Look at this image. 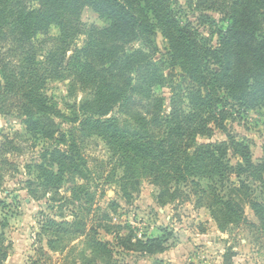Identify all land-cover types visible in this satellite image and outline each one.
Masks as SVG:
<instances>
[{"label": "trees", "instance_id": "1", "mask_svg": "<svg viewBox=\"0 0 264 264\" xmlns=\"http://www.w3.org/2000/svg\"><path fill=\"white\" fill-rule=\"evenodd\" d=\"M90 1L101 17L105 16L99 6L111 9L107 18L114 20L109 28L83 27L78 18L82 9L78 0H0V115L24 118L26 128L49 143L42 158L53 169L40 170L42 178L47 179L41 185L45 191L39 195L30 182L28 195L40 200L44 194L53 192L54 200L58 198L66 203L78 192L92 200L87 188L89 162L80 154L79 145L97 137L111 155L104 161L101 184H123L127 199L139 190L142 179L147 178L151 185L165 191L160 194L162 206L169 203L162 200L166 194L170 201L177 194L183 195L181 184L199 189L196 193L201 198L195 206L208 208L222 232L226 225L247 220L246 203L259 216L257 208L261 205L249 199V186L241 179L249 170H257L249 159V149L227 133L214 115L223 101L219 90L252 109L264 107V80L259 79L264 73L261 71L264 42L256 38L253 2L233 3V24L222 39V48L209 47L205 51L214 56L212 60L200 56L201 45L191 34V46L176 45V49L172 46L178 55L188 58L178 82L185 86L191 105H180V95L173 90L170 111L164 114V107L160 106L162 99L150 90L161 84L160 69L151 66L156 47L138 31L136 25L141 20L123 5L129 0H123V4L121 0ZM207 1L215 6L222 0ZM224 1L218 10L228 12L225 6L229 0ZM33 3L37 4L36 8L32 7ZM52 27L58 28V36L52 35ZM180 32L185 33L186 29ZM82 35L85 41L79 47L76 43ZM136 41H141L150 54L135 49L132 43ZM149 79L153 81L144 88ZM63 81L70 83V98L77 92L83 93L80 103H69L72 117L64 115L48 94L49 83ZM214 81L222 83L219 89L214 87ZM211 85H214L213 93H207ZM136 104L144 105L138 110ZM116 107L120 117L110 118ZM55 118L66 119L71 128L61 129ZM215 126L226 133L228 141L200 144L197 138L210 139ZM231 150L242 161L237 167L228 160ZM12 151H21L16 142L8 139L0 145V187L5 177L17 170L4 157ZM232 175L239 180L238 191H245L239 200L219 195L212 183L218 176L221 183L227 180L234 185L229 178ZM205 180L210 181L206 186L201 183ZM66 184L69 191L61 194ZM172 184L176 186L174 191H170ZM60 219L45 218L39 234L47 238V244L38 245L36 258L30 264H63L77 249L75 243L81 240L86 248L81 249L79 256L85 264H115L111 244L101 241L94 227ZM132 236L130 233L127 238L119 239L127 251L148 255L166 251L158 237L138 241L135 244L140 248H136L131 243ZM10 250L5 233H0V264H6ZM55 254L61 257L56 262L52 256Z\"/></svg>", "mask_w": 264, "mask_h": 264}, {"label": "rangeland", "instance_id": "2", "mask_svg": "<svg viewBox=\"0 0 264 264\" xmlns=\"http://www.w3.org/2000/svg\"><path fill=\"white\" fill-rule=\"evenodd\" d=\"M78 1L82 6L78 18L83 27L111 26L114 18H107L111 9L106 10L105 7L99 6L105 16L101 17L93 2ZM235 1L241 3V0H229L228 6H225L228 12L218 10V5L225 4L224 0L215 6L207 0H129L126 4L122 3L141 20L139 24L136 23L138 31L149 38L156 47L151 66L160 69L158 81L161 84L152 86L150 90L162 99L160 106L164 107V114L170 111L171 100L174 98L173 90L178 93L177 96L180 95V98L176 96L180 105H191L185 86L178 82L188 58L187 55H178L172 46H175V49L176 45L191 46V34L201 45L198 51L200 56L212 60L214 56L205 51L209 47L215 50L222 48V39L233 24ZM251 1L257 20L254 26L256 38L264 42V0ZM32 7L36 8L37 4L33 3ZM181 29H186V32L181 33ZM50 32L54 36L59 35L57 27H52ZM84 41L85 35H82L76 45L80 47ZM132 45L135 49L150 54L141 41ZM212 69L218 71L213 65ZM261 71L264 72V69L261 68ZM259 79L264 80V73H261ZM152 81L149 79L143 87H149ZM214 82L215 86L211 85L209 90H206L207 93H213L212 86L218 89L221 87V82ZM69 88L68 81L51 82L48 84V94L59 104L64 115L72 117L69 103H80L83 93L77 92L74 98H70ZM219 95L223 101L214 115L218 118V123L224 125L227 133L238 143L248 147L249 159L257 170H249L241 179L249 186V199L261 205L257 208L260 214L257 216L250 204L246 203L244 211L247 220L226 225L223 232L217 227L208 208L195 206L201 195L196 193L199 189L190 184L179 186L183 195L177 194L174 201H170L166 194L162 200L169 203L165 206L159 203L160 194L165 191L151 185L147 178L142 179L139 190L129 199L124 194L123 184L102 186L104 161L111 155L103 141L97 137L79 145L80 154L89 162L87 188L93 196L92 200L78 192L71 195L70 201L66 203L58 198L54 200L53 192L44 194L40 200L32 199L28 195V183H34L36 191L41 195L45 191L41 185L45 184L47 179L42 178L40 170L44 167L47 172L53 171L42 158V153L49 143L34 136L26 128L24 118L0 115V145L10 139L16 142L21 150L4 155L17 167L16 171L5 177L0 187V233L4 232L11 244L6 264H30L31 259L36 258L35 250L38 245L41 242L44 246L47 244V238L39 234L47 217L57 221L63 217L69 222H83L87 228L94 227L98 231V238L111 244L115 264H264V107L252 109L223 90H219ZM143 105L136 104L135 108L140 110ZM220 111L222 113H219ZM109 117H120L117 107ZM55 121L63 130L71 128L66 119L55 118ZM214 129L210 139L198 137L197 141L200 144L228 141L224 131L216 126ZM228 160L234 167L242 163L240 157L232 150ZM225 177L227 179L228 175ZM229 178L234 185L227 180L221 183L218 176L212 183L217 186L219 195L226 199L231 197L239 200L245 191H238L239 180L235 176ZM201 183L206 186L210 181ZM175 188L174 184L170 185V191ZM97 189L99 191L95 192ZM60 191L61 194L67 193L68 185ZM59 206L62 209H58ZM130 233L133 234L131 243L134 244L158 236L164 242L165 253L148 255L125 250V243H120L119 239L127 238ZM75 244L77 249L62 262L63 264H85L79 252L86 248V245L83 240ZM135 247L140 248L136 244ZM52 256L55 262L61 258L58 254Z\"/></svg>", "mask_w": 264, "mask_h": 264}, {"label": "crops", "instance_id": "3", "mask_svg": "<svg viewBox=\"0 0 264 264\" xmlns=\"http://www.w3.org/2000/svg\"><path fill=\"white\" fill-rule=\"evenodd\" d=\"M156 237H158V236H156Z\"/></svg>", "mask_w": 264, "mask_h": 264}]
</instances>
